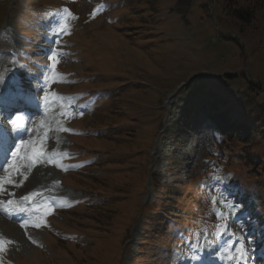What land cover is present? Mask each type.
<instances>
[{"label": "rangeland", "instance_id": "rangeland-1", "mask_svg": "<svg viewBox=\"0 0 264 264\" xmlns=\"http://www.w3.org/2000/svg\"><path fill=\"white\" fill-rule=\"evenodd\" d=\"M255 3L261 9L246 27L230 14ZM53 10L63 12L67 33L60 34L59 48L65 47L50 89L61 109L71 111L66 116L52 112L47 119L54 165L38 167L40 175H30L15 194H25L49 175L57 180L61 192L54 196L60 205L26 234L1 219L0 234L14 245H5L0 264H167L180 239L159 234L158 222L176 218L168 211L182 210L186 199L169 202L163 196L179 186L157 189L158 183L175 185L179 176L203 174L205 186L218 170L228 179L237 177L240 193L253 195L242 196L247 202L239 211L257 199L252 213L262 219L264 231V0H0V66L10 65L7 78L18 75L19 68L17 56L8 53L16 44L33 49L43 44L35 37ZM33 49L23 56L27 66L41 61L40 49ZM27 66L20 72L29 80ZM185 87L194 95L193 104L209 99L217 107L213 111L225 112L232 126H240L231 129V138L218 137L217 149L209 127L201 128L203 119L175 145L164 135V121L185 115L178 97ZM186 91L179 94L182 100ZM177 159L184 160L181 171L173 162ZM205 189L207 204L201 203V191L192 184L187 188L201 211L194 217L204 228L202 236L223 225L208 216L210 209L221 205L226 218L232 202L223 201L211 185ZM158 195L162 202L149 206ZM184 210L192 212L190 202ZM259 226L246 224L260 258L253 264H264ZM171 252L169 264H177L183 252Z\"/></svg>", "mask_w": 264, "mask_h": 264}, {"label": "snow or ice", "instance_id": "snow-or-ice-1", "mask_svg": "<svg viewBox=\"0 0 264 264\" xmlns=\"http://www.w3.org/2000/svg\"><path fill=\"white\" fill-rule=\"evenodd\" d=\"M65 12H67V9H64ZM61 33H67V28L64 23L58 22V31L55 33L56 35H59ZM48 59L53 61V66H55L56 59L54 55H50ZM4 85V84H0ZM0 96H2V91H0ZM16 110H19L18 106H14ZM9 120L11 119L8 118ZM0 128H3L5 130V133L9 131L8 128L4 126L3 122H0ZM20 131V130H17ZM27 131V129L23 130ZM25 144V141L21 138L19 142L17 140L15 141V146L10 151V156L12 157V161L8 163V166L6 168H3V171L7 172L9 169H13L17 172L18 175L22 174L21 170L17 168V165L15 161L19 159L18 153L23 148ZM26 159H30L33 161V165L35 166L36 163H39L42 159V154L39 153L37 150H33V156L32 157H25ZM26 178V177H25ZM9 179V178H6ZM9 182H13L9 179ZM3 181H0V184H2ZM36 195V192L34 191L29 196L23 197V200H31L33 196ZM0 203H5V201H0ZM7 204L12 205V200H7ZM240 205L234 204L233 205V212H232V218L235 220V213L239 210ZM19 211L21 213L24 212L23 208H20ZM10 214V213H9ZM45 215L51 214V212L47 209L44 210ZM235 222L241 226V232L243 233V236L240 238H236V234L232 232L230 226L225 223L224 225H218L216 232L212 235V237H205V241L202 244H195V242H188L189 247L192 248L193 252L195 253L194 259H199L200 254L202 251H206L209 257L208 264H213V260L216 256L220 254H224L225 259L228 261V264H248V262L251 260L252 256L255 255V244L252 240V234L247 232L243 228V222L240 220H235ZM20 226L22 228H26L27 224L25 222H21ZM35 228H40L42 226V222L35 223L32 225ZM247 241V243H245ZM13 241L11 240H2L0 239V252H3L5 250V245H11ZM205 245L207 247L205 248ZM251 247L252 251H249V248ZM177 264H181L180 261H177Z\"/></svg>", "mask_w": 264, "mask_h": 264}, {"label": "bare ground", "instance_id": "bare-ground-1", "mask_svg": "<svg viewBox=\"0 0 264 264\" xmlns=\"http://www.w3.org/2000/svg\"><path fill=\"white\" fill-rule=\"evenodd\" d=\"M4 88L9 89L10 91H16L19 88V83H18V81H11V83L9 84V86H6ZM41 131H43L44 134H45L47 132V129H45L44 127H42L41 128ZM2 133H5V130H1L0 131V134H2ZM13 146H15V145H13ZM3 147H7L8 148L7 150L10 153L11 148H10L9 143H4L3 144ZM18 157H19V159H17L15 162H19L20 161V159H21L20 152L18 153ZM11 161H12V157L11 156H6L3 159V162H0V169L6 168L8 166V163L7 162H11ZM31 173H32V171H30V172L23 171L22 174L19 175L21 177V180L20 181H18V174H17V172H16V175L17 176L15 178H13V179H10L9 178V176L11 174V169H9L7 172H4V173L0 174V176L2 178V181L3 182H7L8 183L7 185L9 187H12L11 190H8L9 188L0 189V193L3 194V193L6 192L8 196L10 195L12 197L9 200H12L14 205H18V206H20V208L27 209L25 207L26 202L15 201V199L13 197V193H14V191H15L16 188L24 187L26 184H28V182H29L28 177L30 175H33V177L34 176L36 177V175H40V174H38L39 172L36 173V170H34L33 174H31ZM6 178H9L11 181H14V183L13 182H9V179H6ZM53 185H54V180H52V178H49V177H46L45 176L40 181H37L31 187L32 188L31 191L30 192H27V194H25V195L29 196L31 193H33L35 191L36 192V195L33 196L32 198L38 199L39 197H41L44 194H46L48 192V190H51L52 189L53 191H56L57 189ZM132 235H133V238H134L136 236V231H133Z\"/></svg>", "mask_w": 264, "mask_h": 264}, {"label": "trees", "instance_id": "trees-1", "mask_svg": "<svg viewBox=\"0 0 264 264\" xmlns=\"http://www.w3.org/2000/svg\"><path fill=\"white\" fill-rule=\"evenodd\" d=\"M260 4H252L249 5L247 8H243V9H236L233 8L231 11V15L233 16V18H235L240 25L246 27L247 25H249L253 19V16H255L256 12L259 11L261 9V7L259 6ZM192 95L191 89L186 91V94L184 96V98H188ZM184 100V99H183ZM178 122V121H176ZM178 126L177 124L173 123L172 124V129L170 132H168L167 135H171L172 133H174V130L177 129ZM171 194V193H168ZM173 196H176V194H174Z\"/></svg>", "mask_w": 264, "mask_h": 264}]
</instances>
